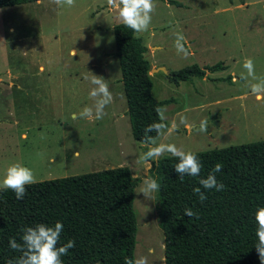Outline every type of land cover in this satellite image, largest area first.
Wrapping results in <instances>:
<instances>
[{"label": "rangeland", "instance_id": "obj_1", "mask_svg": "<svg viewBox=\"0 0 264 264\" xmlns=\"http://www.w3.org/2000/svg\"><path fill=\"white\" fill-rule=\"evenodd\" d=\"M153 4L148 29L135 32L146 47L151 95L167 100L163 118L159 114L165 127L149 144L131 137L125 114L113 55L117 7L108 0L0 6V180L13 164L31 169L36 181L126 166L137 179L133 264L142 257L146 264H163L155 192L138 193L154 161H145L144 153L160 144L198 152L264 140V94L258 98L250 87L264 80V0ZM247 59L256 79L243 67ZM192 64L203 77L177 85L166 78V72ZM214 64L221 66L206 69ZM93 75L105 79L112 95L102 119L94 112L80 115L94 104Z\"/></svg>", "mask_w": 264, "mask_h": 264}, {"label": "trees", "instance_id": "obj_2", "mask_svg": "<svg viewBox=\"0 0 264 264\" xmlns=\"http://www.w3.org/2000/svg\"><path fill=\"white\" fill-rule=\"evenodd\" d=\"M35 1L0 0V6ZM112 36L131 137L149 144L157 133L144 130L150 124H162L156 109L167 100H155L151 95L146 47L135 32L119 22L112 26ZM203 75L196 64L166 72L175 85ZM193 153L201 163L199 176L184 174L181 180L174 171L178 160L171 155L151 161L147 171L159 184L155 201L163 236V264H260L254 246L253 213L264 207V140ZM217 163L222 169L215 177L225 188H201L207 199L200 201L193 189L200 187L199 180ZM136 182L126 166H116L36 181L26 186L23 199H17L10 189L0 190V264L9 260L15 264L20 253L9 247V240L20 242L23 228L56 222L63 224L57 246L75 242L61 257L62 264L133 261ZM186 208L196 215L185 216Z\"/></svg>", "mask_w": 264, "mask_h": 264}, {"label": "clouds", "instance_id": "obj_3", "mask_svg": "<svg viewBox=\"0 0 264 264\" xmlns=\"http://www.w3.org/2000/svg\"><path fill=\"white\" fill-rule=\"evenodd\" d=\"M57 6L67 5L69 7L74 5L75 0H52ZM109 4L118 8V18L120 22L127 28L136 33L146 31L151 23V13L154 10L153 0H108ZM243 67L247 70L248 76L256 79L254 72V64L251 59L244 62ZM103 77L93 75L90 83L94 86L89 92L90 98L94 101L93 106L85 107L80 115L82 117L90 118L95 113V119H102L104 115V108L112 101V95L104 82ZM252 94L259 96L264 94V80L250 85ZM157 113L161 114L163 118V109L157 108ZM163 124H150L145 128V133L155 131L160 134ZM200 130H207V122L202 121ZM147 142V138L145 139ZM165 153L175 157L178 162L174 165V171L180 176L181 180L184 174L187 176H199L201 170V163L191 151H185L178 148L175 144H160L150 148L144 153L143 159L145 161L158 160ZM222 164L217 163L212 172L206 178L199 180L200 187L193 189V192L198 194L200 201L207 199L206 195L201 192V188L205 190L215 189L216 191L224 190L225 186L218 183L215 173L221 171ZM36 183L35 176L31 169L20 164H13L7 168L5 176L0 180V190H11L17 199H23L26 194V186ZM159 184L155 179H144L143 185L138 193H142L144 197H150L152 193L156 192ZM184 215L193 217L196 214L190 209L184 210ZM253 222L255 224V248L259 255L260 264H264V207H259L253 213ZM20 242L16 239L9 240V247L20 253V256L15 260V264H62L61 257L68 254V249L75 247V242L69 240L63 246H57L63 231V224L56 222L53 226H47L43 223L37 224L35 227H26L22 230ZM152 251L151 249L149 250ZM7 264H13L9 260ZM125 264H133V261L125 259ZM135 264H146L145 258H140L135 261Z\"/></svg>", "mask_w": 264, "mask_h": 264}, {"label": "water", "instance_id": "obj_4", "mask_svg": "<svg viewBox=\"0 0 264 264\" xmlns=\"http://www.w3.org/2000/svg\"><path fill=\"white\" fill-rule=\"evenodd\" d=\"M157 69L162 70L163 72H166V70L163 67H158ZM151 70H155V69H151Z\"/></svg>", "mask_w": 264, "mask_h": 264}, {"label": "crops", "instance_id": "obj_5", "mask_svg": "<svg viewBox=\"0 0 264 264\" xmlns=\"http://www.w3.org/2000/svg\"><path fill=\"white\" fill-rule=\"evenodd\" d=\"M70 52H73V50L71 49Z\"/></svg>", "mask_w": 264, "mask_h": 264}]
</instances>
